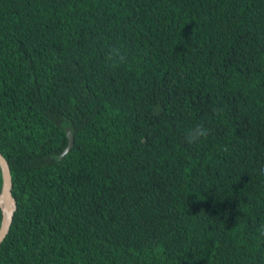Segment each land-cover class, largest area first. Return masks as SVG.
I'll use <instances>...</instances> for the list:
<instances>
[{
	"label": "trees",
	"instance_id": "16d2710c",
	"mask_svg": "<svg viewBox=\"0 0 264 264\" xmlns=\"http://www.w3.org/2000/svg\"><path fill=\"white\" fill-rule=\"evenodd\" d=\"M0 152V264H264V0H0Z\"/></svg>",
	"mask_w": 264,
	"mask_h": 264
},
{
	"label": "water",
	"instance_id": "95a60500",
	"mask_svg": "<svg viewBox=\"0 0 264 264\" xmlns=\"http://www.w3.org/2000/svg\"><path fill=\"white\" fill-rule=\"evenodd\" d=\"M68 145L61 153L60 160H64L72 151L75 145L74 132L71 128H66ZM0 168L2 172V187L0 191V206L3 212L2 224L0 227V245L6 238L11 223L13 221L14 213L17 209V201L13 196V178L11 173V166L0 152Z\"/></svg>",
	"mask_w": 264,
	"mask_h": 264
}]
</instances>
